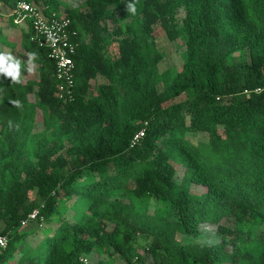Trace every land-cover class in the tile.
<instances>
[{
  "label": "trees",
  "instance_id": "16d2710c",
  "mask_svg": "<svg viewBox=\"0 0 264 264\" xmlns=\"http://www.w3.org/2000/svg\"><path fill=\"white\" fill-rule=\"evenodd\" d=\"M18 1L0 0L21 59L0 75V264H264V0H24L71 20V101ZM164 37L185 47L167 68Z\"/></svg>",
  "mask_w": 264,
  "mask_h": 264
},
{
  "label": "built area",
  "instance_id": "2783aa9c",
  "mask_svg": "<svg viewBox=\"0 0 264 264\" xmlns=\"http://www.w3.org/2000/svg\"><path fill=\"white\" fill-rule=\"evenodd\" d=\"M17 8L23 15L17 19L22 21L23 18L30 16L33 19L35 34L33 39L40 47L48 51V56L55 62V74L59 81L60 98L71 101L74 98L75 86V62L76 42L73 37L76 31L71 28L69 17L42 16L41 12L31 3L20 0ZM256 92H264V84L255 89ZM145 129L142 128L132 138V144H136L144 135ZM34 216V215H32ZM6 244L5 237L0 235V245Z\"/></svg>",
  "mask_w": 264,
  "mask_h": 264
},
{
  "label": "clouds",
  "instance_id": "9594fccd",
  "mask_svg": "<svg viewBox=\"0 0 264 264\" xmlns=\"http://www.w3.org/2000/svg\"><path fill=\"white\" fill-rule=\"evenodd\" d=\"M128 11L135 12L133 4L128 5ZM36 58L37 54L35 52L28 53L25 64L34 62ZM30 71H32L30 67L25 68V72ZM0 75L19 83L21 77V59L14 57L11 53H0Z\"/></svg>",
  "mask_w": 264,
  "mask_h": 264
},
{
  "label": "rangeland",
  "instance_id": "374dc122",
  "mask_svg": "<svg viewBox=\"0 0 264 264\" xmlns=\"http://www.w3.org/2000/svg\"><path fill=\"white\" fill-rule=\"evenodd\" d=\"M160 43H162V45L165 47L167 52V57L164 60L162 67L163 68L170 67L171 65L175 64L178 61L179 58L178 55L184 51L185 47L177 45L174 42H170L165 37L160 38Z\"/></svg>",
  "mask_w": 264,
  "mask_h": 264
}]
</instances>
